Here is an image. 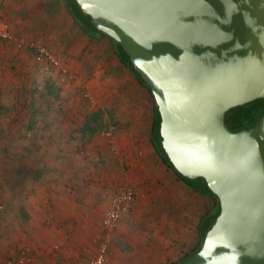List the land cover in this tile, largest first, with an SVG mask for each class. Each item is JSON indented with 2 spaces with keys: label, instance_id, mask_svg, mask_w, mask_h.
Instances as JSON below:
<instances>
[{
  "label": "crops",
  "instance_id": "obj_1",
  "mask_svg": "<svg viewBox=\"0 0 264 264\" xmlns=\"http://www.w3.org/2000/svg\"><path fill=\"white\" fill-rule=\"evenodd\" d=\"M24 1L22 17L37 18L33 31L49 35L43 42L62 67L98 90L105 84L116 86L109 78L113 72H104V56L110 58L108 67L114 73L128 68L114 50L98 52L96 39L77 24L75 27L70 14L63 13L60 18L55 5L49 4L51 0H19V6ZM3 6L10 7V0H0V14L7 20L1 13ZM0 46L1 160L22 159L21 153L13 155L5 148L11 144L34 146L42 160L40 177L39 167L30 169V190L20 189L16 182L14 198L8 199L12 203L5 199L0 255L16 258L25 250L30 264H89L104 238L100 226L102 195L122 184L134 188V198L109 236L108 264H174L196 248L200 219L213 210L214 200L179 178L153 147L154 107L149 91L142 92L143 105L128 92L121 96L126 114L121 128L125 131L111 132L117 153L108 154L104 134L87 140L76 136L74 123L67 119L74 113L71 108L62 112L49 104H26L33 94L34 61L9 66L4 59L7 46ZM14 72L19 76L14 78ZM56 73L54 70V77ZM5 174L16 179L24 176L22 167ZM20 193L27 194L26 198H19ZM10 207L14 212H8Z\"/></svg>",
  "mask_w": 264,
  "mask_h": 264
},
{
  "label": "water",
  "instance_id": "obj_2",
  "mask_svg": "<svg viewBox=\"0 0 264 264\" xmlns=\"http://www.w3.org/2000/svg\"><path fill=\"white\" fill-rule=\"evenodd\" d=\"M124 49L160 115L161 145L202 177L220 211L181 264H264V114L231 130L226 112L264 97V0H76Z\"/></svg>",
  "mask_w": 264,
  "mask_h": 264
},
{
  "label": "rangeland",
  "instance_id": "obj_3",
  "mask_svg": "<svg viewBox=\"0 0 264 264\" xmlns=\"http://www.w3.org/2000/svg\"><path fill=\"white\" fill-rule=\"evenodd\" d=\"M19 0H10V7L4 8L2 10V15L9 21V25L11 31L15 35L17 39H21V41H5L1 42V45L4 44L7 46V54L5 56V61L9 64V66H13L18 62L24 61H34V51L31 46L34 43H39L44 45L46 48V44L43 42V38L48 37L49 35L39 34L33 31V24H35L37 18L34 16H26L22 17L24 14L23 8L26 7V1L22 2L19 6ZM51 5H55V8L58 9V15L62 18V14L68 15L67 9L62 0H51L49 1ZM44 4V3H43ZM20 8H19V7ZM64 11V12H61ZM69 16V15H68ZM71 17V16H70ZM72 19V17H71ZM71 23L76 27V23L71 20ZM94 42V41H93ZM94 44L98 49V52H101L103 49V53L111 51L113 53L114 43L108 37H100L95 40ZM1 47V46H0ZM48 49V48H47ZM49 50V49H48ZM96 54H98L96 52ZM105 59V74L113 72V77L109 76L110 79L116 81V86L113 85H104V88L98 90V87L93 88L90 82L87 81H79L77 75L74 72H71L69 69V73H63L62 71H58L55 74V77L52 73H43L38 72L36 67L38 66L34 61L33 68V79L31 80V91L33 92L28 103L29 106L33 105H48L55 108V111H64L69 108L73 115L70 118H67L71 123H74L75 132H77V137H81L85 140L92 137H99L103 135L104 131L112 129V131H120L123 133V130L126 118V114L122 107L124 106L125 100L122 99L126 95L125 92L133 96L138 102V105H143L144 95L143 91H148L146 87L141 86L136 80L135 76L130 70H126L123 68L121 72L116 71L114 73L113 69H109L108 63L110 62V58L108 56H104ZM22 59V60H21ZM122 66V65H121ZM19 76L16 72H14V78ZM135 81V84L134 82ZM82 83V84H81ZM83 85V87L81 86ZM84 88L86 91L90 93V98L84 96ZM115 89V90H114ZM99 93V94H98ZM125 93V95H124ZM115 95V97H114ZM117 95V96H116ZM149 97L152 101V105L154 106V100L149 94ZM9 118V117H8ZM9 121V120H8ZM7 121V122H8ZM12 120L9 121V123ZM123 127L121 128V126ZM122 130H121V129ZM26 133V131H25ZM105 136V134H104ZM106 137V136H105ZM26 136L24 139H27ZM14 141V140H13ZM2 149V147H0ZM9 149L13 155L17 153L22 154V159L15 161L14 158H11V161H3L1 160V150H0V193H1V207H0V221L4 218L5 214V199L9 202L14 198L13 188L16 187L15 183L18 182V186L20 189H28L31 187V175L30 169L32 166L39 167V174L37 176H41L42 168H41V156L38 158L36 152H40L39 149H35L34 146L20 145L13 146L11 144L10 147H5ZM108 154L115 155L110 151H107ZM41 154V153H39ZM42 155V154H41ZM39 159V160H37ZM39 165V166H38ZM46 163H44V166ZM22 167L24 176L21 179H16L15 177H6L5 173L13 172L15 169ZM20 197L24 196L26 198L27 194L20 193ZM6 195V197H5ZM8 197V198H7ZM11 202V201H10ZM12 203V202H11ZM210 204V203H209ZM208 204V207H209ZM11 209L8 212H14L15 208L10 207ZM7 213V211H6ZM11 216H13L11 214ZM1 228V226H0ZM5 229L1 228V233H4ZM111 240V239H110ZM110 240L108 243V250L110 246ZM103 241V240H102ZM102 241L97 245L99 248ZM200 240L198 241L199 244ZM97 251V250H96ZM109 252V251H108ZM93 256V255H92ZM3 256L0 255V260H3ZM109 263V253L108 260Z\"/></svg>",
  "mask_w": 264,
  "mask_h": 264
},
{
  "label": "trees",
  "instance_id": "obj_4",
  "mask_svg": "<svg viewBox=\"0 0 264 264\" xmlns=\"http://www.w3.org/2000/svg\"><path fill=\"white\" fill-rule=\"evenodd\" d=\"M62 1L67 11L69 12L70 16L72 17L73 21L78 25V27L81 29L82 32H84L86 35H88L93 39H99L100 37L103 36L107 37L104 33L98 31L94 27V25L91 23V19L89 16L83 14L76 0H62ZM111 40L114 43V52L115 55L118 57L119 61L122 63L123 66L128 68L133 73L136 80L141 85L146 87V89L151 94L150 90L145 85L142 77L134 69L133 64L130 61V58L127 55V53L119 45V43L115 42L113 39ZM151 97L154 100L152 94ZM258 105L259 103H257L255 100L245 103L243 105L230 108L225 114V122L227 126L233 131H237L239 129L252 126L255 123V121L261 117L263 113L262 111L259 110ZM153 107H154V121L151 129L150 137H151V143L155 148L156 152L159 154L161 159L168 165V167H170L177 174V176L181 178L186 184L191 186L195 191L197 192L199 191V193L203 195H208L214 200L213 210L208 211V213H205L200 219L199 228H198L199 240H200L199 244L189 254L184 255L181 260L174 263V264H181L186 258L194 254L200 248L207 230L211 227V225L215 221V218L217 217L220 211V207L216 195L208 188L205 180L201 176L195 179H190L182 176L174 169L161 145V138H160L161 136L159 133L160 115L158 113L155 102Z\"/></svg>",
  "mask_w": 264,
  "mask_h": 264
},
{
  "label": "built area",
  "instance_id": "obj_5",
  "mask_svg": "<svg viewBox=\"0 0 264 264\" xmlns=\"http://www.w3.org/2000/svg\"><path fill=\"white\" fill-rule=\"evenodd\" d=\"M21 41L17 39L10 29L9 22L2 18L0 14V44L5 41ZM31 48L34 51V61L38 65V72L52 73L54 70L69 73L68 69L62 67L54 58L52 53L42 44L34 43ZM83 87V85H81ZM84 96L90 98V93L84 88ZM112 129L104 131L103 134L108 139L109 151L113 154L117 153L116 145L112 137ZM134 198V188L130 184L120 185L116 191L112 193H104L102 195V210L100 216V226L104 233V238L97 251L93 254L89 264H106L108 260V243L109 236L117 227L122 216L129 210L130 203ZM1 207V193H0ZM29 253L21 250L16 258H4L0 260V264H30Z\"/></svg>",
  "mask_w": 264,
  "mask_h": 264
},
{
  "label": "flooded vegetation",
  "instance_id": "obj_6",
  "mask_svg": "<svg viewBox=\"0 0 264 264\" xmlns=\"http://www.w3.org/2000/svg\"><path fill=\"white\" fill-rule=\"evenodd\" d=\"M255 100H256L257 103H259V105H258V106H259V110L263 112V113H262V115H263V114H264V97H263V98H257V99H255ZM255 100H253V101H255ZM262 115H261V116H262ZM257 120H258V119H257ZM257 120H256V121H257ZM256 121H255V122H256Z\"/></svg>",
  "mask_w": 264,
  "mask_h": 264
}]
</instances>
